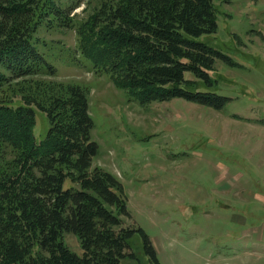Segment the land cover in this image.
<instances>
[{
    "label": "trees",
    "instance_id": "16d2710c",
    "mask_svg": "<svg viewBox=\"0 0 264 264\" xmlns=\"http://www.w3.org/2000/svg\"><path fill=\"white\" fill-rule=\"evenodd\" d=\"M83 0H0V264H127L139 233L126 226L120 179L94 165L98 144L87 89L57 81L38 32L77 28L79 53L95 72L141 105L180 98L220 110L229 98L194 91L212 85L216 62L233 65L198 38L218 31L214 0H98L74 23ZM50 123L36 141V112ZM75 235L74 252L65 235Z\"/></svg>",
    "mask_w": 264,
    "mask_h": 264
},
{
    "label": "rangeland",
    "instance_id": "374dc122",
    "mask_svg": "<svg viewBox=\"0 0 264 264\" xmlns=\"http://www.w3.org/2000/svg\"><path fill=\"white\" fill-rule=\"evenodd\" d=\"M78 1V0H76ZM77 25L99 7L83 0ZM218 31L199 41L221 51L212 85L192 90L229 98L216 110L184 99L141 105L99 75L78 51L77 28L38 32L56 80L87 89L94 165L116 175L128 197L126 226L149 236L160 264H264V0H214ZM50 129L36 112L37 142ZM77 254L78 238L65 235ZM134 259L155 264L136 233Z\"/></svg>",
    "mask_w": 264,
    "mask_h": 264
}]
</instances>
